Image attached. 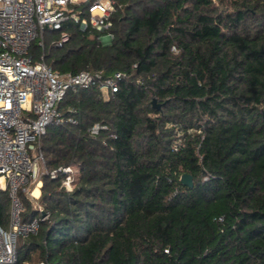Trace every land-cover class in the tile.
Here are the masks:
<instances>
[{
    "label": "trees",
    "instance_id": "16d2710c",
    "mask_svg": "<svg viewBox=\"0 0 264 264\" xmlns=\"http://www.w3.org/2000/svg\"><path fill=\"white\" fill-rule=\"evenodd\" d=\"M114 1L110 44L66 21L62 46L49 30L31 45L60 73L126 76L108 98L91 85L59 102L78 123L39 145L48 168L76 169L73 187L42 177L48 216L6 264H264V0ZM18 194L21 221L38 217ZM10 210L1 191L4 229Z\"/></svg>",
    "mask_w": 264,
    "mask_h": 264
},
{
    "label": "built area",
    "instance_id": "2783aa9c",
    "mask_svg": "<svg viewBox=\"0 0 264 264\" xmlns=\"http://www.w3.org/2000/svg\"><path fill=\"white\" fill-rule=\"evenodd\" d=\"M116 9L114 0H0V192L7 190L11 198L8 227L0 226V264L14 262L17 238L36 233L40 221L48 216L39 203L31 201L40 215L22 222L20 214L25 206L18 191L25 193L27 199L37 200L44 175H60V186L72 189L76 169L69 165L48 168L39 145L48 126L78 123L73 109L69 108L67 115L60 112L59 102L68 90L91 85H97L102 97L108 98L126 76L116 72L102 77L99 72L88 70L60 73L44 62L43 54L33 60L31 45L36 41L43 51L44 34L49 30L60 32L51 43L62 46L69 39L63 29L66 21L78 24L80 30L99 31L98 39H112V16ZM106 128L95 122L88 132L94 136ZM180 142L176 141L174 149ZM35 187L38 195H33Z\"/></svg>",
    "mask_w": 264,
    "mask_h": 264
},
{
    "label": "water",
    "instance_id": "95a60500",
    "mask_svg": "<svg viewBox=\"0 0 264 264\" xmlns=\"http://www.w3.org/2000/svg\"><path fill=\"white\" fill-rule=\"evenodd\" d=\"M152 104L155 108L160 107V104L157 103L155 99H152ZM179 181L182 185L187 186V187H192V185H193L192 176L188 173H185V172L180 175ZM42 215H44V212H42Z\"/></svg>",
    "mask_w": 264,
    "mask_h": 264
},
{
    "label": "rangeland",
    "instance_id": "374dc122",
    "mask_svg": "<svg viewBox=\"0 0 264 264\" xmlns=\"http://www.w3.org/2000/svg\"><path fill=\"white\" fill-rule=\"evenodd\" d=\"M99 41H100V43L102 44V45H106V44H110L111 43V41H112V39H109L107 36H101V38L99 39ZM41 185H42V181H41ZM72 187H73V185H72ZM41 189V188H40ZM41 191V190H40ZM23 195L25 196V193H23ZM26 197V196H25ZM29 201H30V203H31V201H32V203L33 204H38L39 202H38V199L37 200H34V199H28ZM25 264H39V262H34V263H25Z\"/></svg>",
    "mask_w": 264,
    "mask_h": 264
},
{
    "label": "bare ground",
    "instance_id": "6f19581e",
    "mask_svg": "<svg viewBox=\"0 0 264 264\" xmlns=\"http://www.w3.org/2000/svg\"><path fill=\"white\" fill-rule=\"evenodd\" d=\"M39 194V190H38V187H35L33 189V195H38Z\"/></svg>",
    "mask_w": 264,
    "mask_h": 264
}]
</instances>
